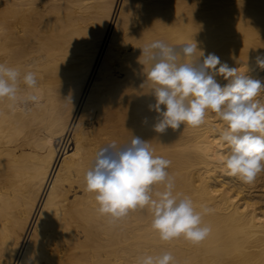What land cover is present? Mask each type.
I'll use <instances>...</instances> for the list:
<instances>
[{
  "label": "bare ground",
  "instance_id": "6f19581e",
  "mask_svg": "<svg viewBox=\"0 0 264 264\" xmlns=\"http://www.w3.org/2000/svg\"><path fill=\"white\" fill-rule=\"evenodd\" d=\"M157 40L178 52L195 41L264 84V0H0V63L34 72L20 96L39 97L0 102V264H138L164 252L176 264H264V172L251 184L224 173L219 116L153 130V62L141 55ZM133 136L171 161L174 194L211 209L202 242H162L147 208L99 214L85 174L102 147Z\"/></svg>",
  "mask_w": 264,
  "mask_h": 264
},
{
  "label": "clouds",
  "instance_id": "9594fccd",
  "mask_svg": "<svg viewBox=\"0 0 264 264\" xmlns=\"http://www.w3.org/2000/svg\"><path fill=\"white\" fill-rule=\"evenodd\" d=\"M197 52L203 61L191 62ZM145 61H151L147 80L155 87V103L149 110L156 113L153 130L165 133L183 126L203 125L209 112L216 113L225 124L220 141L227 146L221 163L224 173L251 184L264 172V104L257 97L264 91L261 80L238 74L215 54L204 56L197 43L181 46L178 52L162 41L142 48ZM187 62H181V58ZM264 70V58L257 56ZM219 65V67H217ZM221 75L227 84L215 79ZM28 89L37 86L36 74H21L16 67L0 63V102L13 105L18 101L38 102L35 94L20 96V83ZM161 106H164L163 108ZM171 161L157 156L148 141L133 136L126 146L113 141L95 155L85 174V191L95 195L100 215L110 222L125 218L130 212L147 208L151 212V229L162 242L183 238L192 244L202 242L211 232L203 216L206 206L197 210L190 197L174 194V178L167 171ZM138 264H176L171 252L145 254Z\"/></svg>",
  "mask_w": 264,
  "mask_h": 264
},
{
  "label": "rangeland",
  "instance_id": "374dc122",
  "mask_svg": "<svg viewBox=\"0 0 264 264\" xmlns=\"http://www.w3.org/2000/svg\"><path fill=\"white\" fill-rule=\"evenodd\" d=\"M223 83V82H222ZM222 83H221V85H222ZM219 118V117H218ZM220 119V118H219Z\"/></svg>",
  "mask_w": 264,
  "mask_h": 264
}]
</instances>
